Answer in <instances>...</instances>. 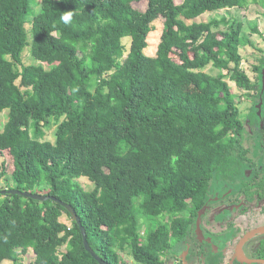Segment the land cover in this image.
Masks as SVG:
<instances>
[{
	"label": "trees",
	"instance_id": "1",
	"mask_svg": "<svg viewBox=\"0 0 264 264\" xmlns=\"http://www.w3.org/2000/svg\"><path fill=\"white\" fill-rule=\"evenodd\" d=\"M139 1L0 0V181L57 199L0 193V264H23L28 251L29 264H100L58 200L108 264H127L123 253L163 264L211 183L243 174L230 82L255 88L240 67L252 42L240 20L195 19L264 0ZM25 49L34 63H23ZM53 122L51 142L42 127Z\"/></svg>",
	"mask_w": 264,
	"mask_h": 264
},
{
	"label": "flooded vegetation",
	"instance_id": "2",
	"mask_svg": "<svg viewBox=\"0 0 264 264\" xmlns=\"http://www.w3.org/2000/svg\"><path fill=\"white\" fill-rule=\"evenodd\" d=\"M263 58L258 84L247 90V108L238 109L244 172L215 180L226 187L209 191L199 222L163 256V264H264Z\"/></svg>",
	"mask_w": 264,
	"mask_h": 264
},
{
	"label": "rangeland",
	"instance_id": "3",
	"mask_svg": "<svg viewBox=\"0 0 264 264\" xmlns=\"http://www.w3.org/2000/svg\"><path fill=\"white\" fill-rule=\"evenodd\" d=\"M180 2L182 0H176ZM133 6L139 10H145L147 6V1L142 0L139 2H134ZM229 18L230 21L240 20L243 23L242 35L247 36L249 40L252 42L251 45H245L240 48V53L242 55V61L240 63V67L242 70L246 72L251 81L256 85L259 81V71L257 68L260 67L261 60L264 56V5L261 3H250L247 8H222L210 12H206L201 16L197 17L196 21H208L212 18H220V17ZM161 21H157L156 24L160 26ZM30 28V25H27V29ZM221 28H226L225 25H221ZM129 39L124 38V42L128 43ZM158 41L157 33L151 35V43H156ZM175 58L176 56L173 55ZM23 63L30 64L34 63L35 60L30 54L29 49H25L23 52ZM212 74H216L219 70L215 68H209L207 70ZM232 91L235 95V100L238 104L240 110L243 108H247V102H245L246 98H249V94L251 92H247V90L238 87L235 83L230 82ZM253 91V90H252ZM255 92V91H254ZM8 118V110H3L0 113V127L6 122ZM56 127L57 123L53 122L49 127H42L44 135L42 136L45 140H50L51 142L55 141L56 137ZM31 132H34V128L31 129ZM10 178H2L0 181V189L7 190L8 187L12 184L9 180ZM78 182L85 189H92L93 184L86 178L80 177ZM223 187H226L225 183L221 181H213L210 186V193L214 195L217 192H220ZM230 189V187L228 188ZM230 190H228L229 192ZM61 220L64 222H69L67 215H63ZM34 258V253L32 251H28L22 256V263L29 264ZM121 258L127 264H133L134 260L132 256L128 253H123ZM2 264H10L9 261H4Z\"/></svg>",
	"mask_w": 264,
	"mask_h": 264
},
{
	"label": "water",
	"instance_id": "4",
	"mask_svg": "<svg viewBox=\"0 0 264 264\" xmlns=\"http://www.w3.org/2000/svg\"><path fill=\"white\" fill-rule=\"evenodd\" d=\"M264 73V60H263V69H262V74ZM6 192H11V193H16V194H21L23 196H28V197H32V198H35V199H40V200H46V199H49V198H52L54 200H57L55 197H52V196H47V195H40V194H36V193H32L30 191H20V190H17V189H12V190H0V193H6ZM58 202H60L66 209L67 211L69 212V214L71 215V218L72 220H74L76 222V224L78 225L79 229H80V232H81V235H82V239H83V244H84V247L85 249L91 254V256L96 259L100 264H108L105 260H103L99 255L96 254V252L90 247L88 241H87V238H86V232H85V229L84 227L82 226L81 222H80V218L79 216L77 215L75 209L70 205V204H67L65 202H62L60 200H58ZM200 216V215H199ZM199 218L197 219V223L199 222ZM197 227H198V224H197ZM200 234V232H199Z\"/></svg>",
	"mask_w": 264,
	"mask_h": 264
},
{
	"label": "clouds",
	"instance_id": "5",
	"mask_svg": "<svg viewBox=\"0 0 264 264\" xmlns=\"http://www.w3.org/2000/svg\"><path fill=\"white\" fill-rule=\"evenodd\" d=\"M69 18H70V17L67 16V15L63 17V19H64L66 22L69 20Z\"/></svg>",
	"mask_w": 264,
	"mask_h": 264
}]
</instances>
